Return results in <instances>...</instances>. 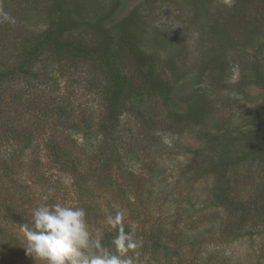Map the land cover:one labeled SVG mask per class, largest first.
Instances as JSON below:
<instances>
[{
  "label": "trees",
  "instance_id": "obj_1",
  "mask_svg": "<svg viewBox=\"0 0 264 264\" xmlns=\"http://www.w3.org/2000/svg\"><path fill=\"white\" fill-rule=\"evenodd\" d=\"M90 1L0 0V12L8 13L13 19L18 18L14 23L0 21V150L5 146V150L0 151V233L2 223L28 224L32 228L27 210L31 211L40 203L36 201L38 192L33 187L44 176L35 143L48 130L47 127L55 132L42 139L46 156L74 176L77 187L72 188L79 194L80 202L91 196L86 190L90 187V179L101 190H109L110 194L115 193L114 183L119 188L120 181L126 180L128 189L121 186V190L128 197L132 195L136 205L133 209L134 203L130 201L132 205L128 209L125 207L129 214L147 209L155 182L165 181V178L161 177V172L156 175L158 165L153 156L150 161L144 160L145 150L141 147L129 149L127 155H120L119 148L124 142L136 143L132 140L134 138L122 140V119L125 114L134 115L149 126L150 131L154 126H161L157 114L163 111L180 125L201 124L197 137L203 145L190 149L193 158L182 167L184 179L196 184L212 180L215 184L213 200L217 205L240 212L239 226L234 228L264 225V185L258 187V192L251 199L245 200L240 185L246 182L249 186L252 176L242 178L241 182L237 177H242L241 172H249L254 165L264 173V97L254 107L244 111L242 118L249 120L247 128L244 127L245 122H229L224 128L216 121L212 124V111L204 88L190 91L197 80H173L165 71L158 51L150 52L142 47V32L134 21L136 9L133 15L120 19V7L125 0H116L107 11L104 9L100 14L92 15L87 8ZM256 1L264 4V0H232V10L236 11L242 4L251 7L250 3ZM35 15L39 21L43 20L44 28L31 29L28 23ZM251 15L249 11V17ZM259 21L257 16L254 21H247L251 25V38L256 35L259 38L258 33L264 36V27L259 26ZM262 47L264 42L259 46ZM257 48L254 47L252 52ZM55 63L63 70L77 69L79 74L85 71L88 75L86 84L91 83L89 89L96 91L101 102L102 109L98 114L85 106H76L71 98L48 97L52 91L46 89L50 85L48 80H52L49 65ZM82 67L85 68L82 70ZM205 70L210 72L209 82L212 85H228L226 77L230 67L222 55L212 52L211 60L205 63ZM247 82L264 90L262 61L256 62L246 73L242 84ZM25 83L27 89L22 88ZM34 84L46 86H43L42 96L33 90ZM236 86H242L241 82ZM209 93L212 96L213 90ZM262 93L264 95V91ZM29 95L35 99L40 97V100L24 103ZM16 103H21L19 107L28 112L35 111L39 122L36 127L40 128L24 127L17 120L14 125L13 113L16 110L13 108ZM210 125H214L217 131L210 130ZM181 132L184 134L185 129ZM78 135L83 142H79ZM94 136L101 144L93 149L90 144H93ZM150 146L153 147L152 144ZM29 152L38 155L27 161ZM86 161L90 165L85 170ZM134 162L140 164L142 170L145 169V175L137 172L139 169L134 168ZM26 169L33 172V176L28 177L33 181L19 179ZM6 182L10 185L4 188ZM39 195L49 196L48 193ZM69 195V191L63 189L51 196ZM24 201L25 205L18 204ZM96 209L99 210L98 205ZM127 227L125 222L126 230ZM148 231L138 229L143 246L137 250L146 252L145 256L151 263L196 264L194 260L183 255L178 257L177 254L178 260L169 261L175 256L171 255L173 253L163 241L168 234L167 229L151 225ZM7 232V229L3 230L0 237V261L10 250L7 249L10 244L5 236ZM115 235L116 231L109 227L103 230L102 243L106 248L115 250Z\"/></svg>",
  "mask_w": 264,
  "mask_h": 264
},
{
  "label": "rangeland",
  "instance_id": "obj_2",
  "mask_svg": "<svg viewBox=\"0 0 264 264\" xmlns=\"http://www.w3.org/2000/svg\"><path fill=\"white\" fill-rule=\"evenodd\" d=\"M90 2L87 6L89 13L96 15L104 9L107 11L116 0ZM250 4L251 7L242 4L234 11L232 6H227L222 0H187V2L186 0H125L120 7V19L133 15L136 9L134 21L137 29L142 32V47L150 52L158 51L165 71L173 80L182 82L197 80L191 85L190 91L199 87L204 88L203 92L207 94L206 101L209 102V109L212 111V124L216 121L217 125L224 128L229 122H245L244 127H246L249 120L245 121L242 118L244 111L254 107L264 97L263 89L253 84L249 85L248 82L242 84L252 65L262 61L264 66V47L259 48L263 45L264 36L258 33L259 38H256L257 35L251 38V25L247 22L249 19L254 21L257 16L260 20L259 26L264 27V4L259 1ZM249 11L252 14L250 17ZM42 23L45 24L35 15L28 24L34 29L40 26L44 28L45 25ZM254 47L258 48L252 52ZM212 52L222 55L230 67L229 76L226 77L227 86L224 83L217 86L209 82L211 75L205 70V63L211 60ZM60 66L57 63L50 64L49 71L52 72V80H48L50 85L46 88L44 84H34L33 90L38 96H42L44 87L47 91L52 89L48 96L50 99H59L62 96L71 98L76 106H85L90 109L89 111L98 114L102 109L101 102L96 91L89 89L91 83L86 84L88 75L85 71L79 74L77 69L67 71ZM84 68L82 67V70ZM239 82L242 86H236ZM22 88L27 89L26 83ZM211 90H213L212 96L209 93ZM26 99L24 103L38 102L40 97L35 99L29 95ZM20 105L21 103H16L13 108L16 110L13 113L14 125L17 120L18 124L24 127L40 128L36 127L39 122L37 115L34 114L35 111L28 112L23 107H19ZM38 115L41 113L38 112ZM157 115L161 126H154L150 131H148L149 126L144 125L138 117L131 114L124 115L121 126L122 140L128 141L134 138L132 140L133 142L136 140V143L124 142L122 148H119L120 155H127L129 149L136 150L141 147L146 152L142 150L145 155L144 160L150 161L153 156L158 165L156 175L161 172L163 173L161 177L165 178V181L155 182L152 200L147 209L129 214L127 209L132 205L130 201L134 203L135 199L132 195L128 197V194L122 192V187L128 189L126 178L119 183L122 187L118 188L117 183L113 184L114 194H110L109 190H101L90 179L88 184L90 187L86 190L91 196L80 202L79 194H76L75 189L72 188L76 186L74 176H71L69 171L66 173L62 167L46 156L42 139L55 132L49 127L35 143L42 160L40 170L42 168L44 176L38 179L33 187V190L36 189L39 194L48 193L49 196L40 197L37 193L36 201L46 204L61 202L75 206L82 204L79 206L86 210L91 230L100 235L109 227L106 224L107 216H114L117 210L124 212L125 222H136L138 229L143 231L149 232L151 225L160 226L163 230L167 229L168 234L166 238L163 235V241L173 253L170 254L175 256L173 260L168 259L169 261L178 260V257L183 255L186 259L194 260L196 264H264V225L256 228L252 225L242 229L234 228L239 226L240 212L217 205L213 200L212 189L215 184L212 180H202L196 184L184 179L182 167L193 158L190 149L195 150L203 145L197 137L201 124L180 125L165 111L158 112ZM184 129L185 132L182 134L181 130ZM210 130L217 131L214 125H210ZM78 137L79 142H83L81 135ZM93 139V144L90 145H93L94 149L101 143L96 136ZM151 144L153 147L150 146ZM4 147L0 151H4ZM37 155L29 152L26 160L29 161ZM84 164L86 170L90 163L86 161ZM132 165L136 170L139 169L137 171L139 174H146L140 164L134 162ZM25 171L23 175L20 174L19 179L33 181L28 179L29 176H33V172L28 169ZM241 175L242 177L237 176L239 182L244 177L252 176L249 186H246V182L240 185L242 196L245 200H249L258 192V187L264 185V173L254 165L249 172L242 171ZM9 185L10 183L6 182L3 187ZM63 189H67L71 195L52 198V194H57ZM25 202L18 204L25 205ZM96 205L99 210L96 209ZM134 206L136 207L135 203L133 209ZM27 213V218H30L31 211L27 210ZM21 226L17 223L1 224L0 237L2 231L7 229L5 236L10 243L7 247L10 250L2 256L4 262L0 261L1 264H36L32 257L26 255ZM2 239L4 240V237ZM108 249L111 251L113 248ZM114 251L116 250L113 249L111 252L116 254ZM145 253L136 250L133 254L137 256L138 264H162L151 263Z\"/></svg>",
  "mask_w": 264,
  "mask_h": 264
},
{
  "label": "clouds",
  "instance_id": "obj_3",
  "mask_svg": "<svg viewBox=\"0 0 264 264\" xmlns=\"http://www.w3.org/2000/svg\"><path fill=\"white\" fill-rule=\"evenodd\" d=\"M231 6L232 0H224ZM0 21L14 23L6 12H0ZM125 214L117 210L106 218L116 254L102 243V236L94 233L83 207L56 202L39 203L31 209L32 228L21 226L26 255L36 264H138L136 250L143 246L136 222H129L125 229Z\"/></svg>",
  "mask_w": 264,
  "mask_h": 264
}]
</instances>
